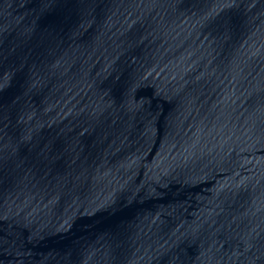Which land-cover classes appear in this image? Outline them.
I'll return each mask as SVG.
<instances>
[{"label":"water","instance_id":"1","mask_svg":"<svg viewBox=\"0 0 264 264\" xmlns=\"http://www.w3.org/2000/svg\"><path fill=\"white\" fill-rule=\"evenodd\" d=\"M0 264H264V0H0Z\"/></svg>","mask_w":264,"mask_h":264}]
</instances>
